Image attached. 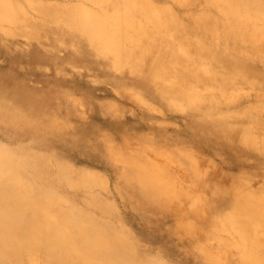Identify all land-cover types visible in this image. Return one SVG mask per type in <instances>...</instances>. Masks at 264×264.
Segmentation results:
<instances>
[{
    "label": "rangeland",
    "instance_id": "obj_1",
    "mask_svg": "<svg viewBox=\"0 0 264 264\" xmlns=\"http://www.w3.org/2000/svg\"><path fill=\"white\" fill-rule=\"evenodd\" d=\"M0 1L11 6V20L0 24V74L23 89L14 96L4 94L6 86L0 82L3 109L8 113L13 108L22 116L6 124L9 136L20 128L31 134V123L51 119L58 136L50 141L51 147L43 149L50 161L63 152L64 139L79 140L77 147L83 157L64 149L66 157L61 159L88 169L98 181H107L94 191L115 205L116 218L125 224V232L135 235L150 253H160L167 261L172 258L173 264L182 263L183 258L198 263V255L208 257L206 264H239L244 257L231 249L237 250L245 237L250 243L245 250L259 255V264H264V243H256L264 242V18L260 14L250 9L229 10L230 0H226V17L215 9L175 0H148L155 6L148 13L132 3L120 9H101L81 0ZM216 2L223 5L222 0ZM114 10L137 27L126 32V36L138 38L136 47L126 42L117 53L120 65L126 64L120 69L112 55L90 50L82 29L67 28L65 22L82 11L98 12L107 22L106 14ZM207 26L210 31L205 30ZM137 49L153 59L139 61L134 57ZM21 93L32 100L50 95V105L35 115L37 106L32 101L23 112L18 105ZM31 140L27 135L3 141L25 147ZM120 153L125 155V163L108 164ZM114 167L120 172L115 178L110 172ZM172 168L188 172L187 176ZM132 170L150 187L141 195L156 190L149 207L126 205L128 200L135 201L129 199L124 184ZM172 211L176 218L170 231H164ZM247 221L257 228L250 223L253 227H249ZM174 227L185 233L194 229L193 240L176 234ZM179 237H183L181 244Z\"/></svg>",
    "mask_w": 264,
    "mask_h": 264
},
{
    "label": "bare ground",
    "instance_id": "obj_2",
    "mask_svg": "<svg viewBox=\"0 0 264 264\" xmlns=\"http://www.w3.org/2000/svg\"><path fill=\"white\" fill-rule=\"evenodd\" d=\"M81 1L90 3L92 6L101 9L103 8L105 9L107 7L110 9L113 8L120 9L121 5L123 4L127 5L132 3L133 5L136 4L138 6L137 10L139 11H143L145 13L155 11V6H153L154 3L151 4L149 3L148 0H81ZM175 1L186 2L188 4H193L196 6L203 5V7H207L209 9H215L217 11L222 12L223 16L226 17V0H222L223 5L221 3V5L219 6L217 5L216 0L215 1L204 0V3H202L201 0H175ZM230 1L231 3L229 4V10L239 9L244 11L246 9H250V11L258 13L260 14V17L264 18V0H230ZM10 7H11L10 5L0 1V24L5 21L11 20ZM114 11L112 12L109 11L107 14L104 13L106 14L107 22L104 20V17L98 15V12L87 13L84 11L80 12L79 15L67 17V19H65V22L67 28L75 27L82 29L88 38L86 41L88 42L87 44L90 50L95 51L97 54L107 53L109 55H112L113 56L112 62L114 63L117 69H120L122 66H126V64L120 65L122 60H120L119 54L117 53H119L122 45H124V43L126 42L136 47L138 38L132 36L130 37L128 35L127 37L126 32H128L129 30H136L137 27H134L135 24H132V22L128 21L129 19L127 20L125 15H121L118 11L117 12ZM208 19H210V17H208ZM234 29L236 28L232 27V30ZM205 30H209V27L207 26ZM147 54L148 53L146 51L137 49L134 52V57L141 62H147L148 60L153 59L151 55L148 56ZM130 57L133 58V56ZM182 79H184V75H181L180 80ZM0 82H2L4 86H6L4 94H8V95L12 94V96H14L16 95V92L18 93L19 91L20 92L23 91V89H21L17 84L14 83L11 84L7 79H3V76H1V74H0ZM56 94L57 93H55V95ZM49 96L50 95H48L47 97ZM47 97L35 98L34 100H32V98L26 93H21L18 99V102L20 104L18 103L16 104L20 105L21 109L24 112V110H26L33 101V104H36L37 106V111H35L34 114L40 115L42 112H44L46 106L50 105V98L48 99ZM6 111L7 110L3 109V106L0 103V138L2 139L0 141V264H173L171 263L173 261L172 258H169L167 261L162 257L161 258L159 257L160 253L159 255L153 254L152 252L150 253V251L143 243L137 242L139 240L137 239V237H135V235L130 236L129 233L125 232V228H124L125 224L123 226L122 224H120V220L116 218L118 216H117V209L114 208L115 205L108 199H105L103 196L100 197L101 195H103L101 192L94 191L96 187L99 186L104 187V185L107 182L105 179L104 180L106 182L103 180L98 181L93 177L92 174L88 172V169L87 170L81 169L61 159L66 157L64 149L72 151L74 153V156L77 155V157H83V153L77 147L79 145L78 142L79 140L77 141L73 137L64 139L65 143L63 144L64 146L63 152L60 151V154H58L59 157H56L55 158L56 160H51L53 161L51 162L50 156L47 154L44 155L43 153V149H46L48 148V146H50L49 143L53 139V137L58 136V132H56L58 130L53 131L54 128H51L52 127L51 126L52 122H50L51 119L47 123L46 120L45 122L42 121V122L31 123L30 127L33 130L31 134L30 131H28L29 133L27 132L28 129L20 128L18 130H13V132H11L9 136L5 130L7 127L6 124H9V121L12 120L14 117L18 119L21 118L22 116L20 113L14 112L13 108H11L8 111V113H6ZM22 115H24V113ZM172 116L174 115L172 114ZM45 125H47V127H45ZM55 128L57 129V127ZM27 135H30L32 137L31 140L32 143H29L25 147L11 146V145H7L6 143L11 141L12 139L13 140L16 139L18 136L26 137ZM3 140L6 142H4ZM55 145H57V143ZM99 146L97 148H99ZM207 149H205L204 147L202 148V150L209 151V148ZM89 157H91L90 154ZM104 159H108V158H104ZM81 162H86L85 164L90 163L88 160H83V158H81ZM117 162L125 163L126 162L125 155L122 153L118 154L113 159H110V162L108 164H112L114 166L116 165ZM164 165H166V163H164ZM179 166H181V164ZM165 171L166 169L163 171V173H165ZM173 171L176 174L181 172V176L184 175L187 176L188 173V172L185 173V171L183 172L177 169H173ZM110 172L112 173V176H114V178L116 176L118 177L117 174L120 173L116 167H114V169L112 168ZM168 173L167 175H169ZM124 184H126L129 199L135 200L134 204H132V202L129 200L126 201V205L131 204L130 206L133 209L149 207L150 200L156 199L155 195L153 194V192L156 190L150 193H146L147 195L144 194L141 195V192L144 193L147 190H150V187L146 188L149 185L146 187L143 185L137 170H132L129 173V175L125 178ZM102 191L106 192L105 189H103ZM117 201L119 202V200ZM206 203L208 202L206 201ZM123 208H125V205L123 206ZM164 208L166 207H163V209ZM168 208L170 209V207ZM113 218H115L116 220H114ZM175 218H176V211H172L170 216V221L167 223V225L166 224L163 225L164 231H170L173 224V220ZM200 218H201V213H200ZM240 218L242 219V216ZM251 221L253 220L251 219ZM247 223L249 224L250 222L247 221ZM250 224L254 226V223H250ZM252 225H250L249 227H251ZM256 225L257 224H255L254 229L257 228ZM242 226H244L245 228V225ZM249 227L247 228L248 230L253 229V228L249 229ZM173 230H175L176 234L185 235L184 238L193 240L192 235L195 233L194 229L193 231H186V233L183 230L180 231L178 227H174ZM259 230L261 229L259 228ZM234 231L238 232L237 227ZM244 231L246 232L245 229ZM250 231L251 234H253L252 230ZM138 232H140L139 229ZM242 233H239L238 235L240 237L244 236V234L241 235ZM261 233L263 234V232ZM143 234H141V236ZM248 234L250 235V233ZM249 235L246 236L250 237L251 239H254L253 238L254 234L252 236ZM239 236L237 239H239ZM175 237H177V235ZM165 238L163 239L165 240ZM193 238H195V236ZM182 240L183 237H179L178 241L180 242V244ZM248 242L249 240H247V238L242 237V240L239 241V245L241 247L237 245V250L231 249V251L237 253L239 252L242 254V257H244L241 259L239 264H259V258L257 257L259 255H256L255 253L252 254L251 251L248 249L247 250L250 252L245 250L246 246L247 245L249 246L250 244ZM250 242L252 244V240ZM256 243L262 245V243L264 242L261 243L256 242ZM146 244L150 245L149 243ZM254 246L257 249L256 247L257 245L255 244ZM233 247L235 248V245ZM179 251L177 250L175 252H179ZM193 251L198 253L199 249L196 246H194ZM250 253L254 256H252ZM256 253H259V249ZM260 255L263 257L262 253ZM198 257L201 262L199 261L198 263H195V261L191 262L187 260V258L186 259L183 258V262L180 264H206L209 263L207 261H210L207 260L208 257L205 255H201V256L198 255Z\"/></svg>",
    "mask_w": 264,
    "mask_h": 264
}]
</instances>
